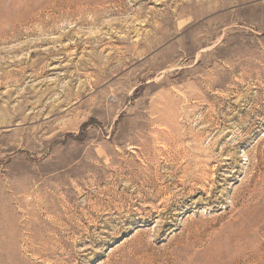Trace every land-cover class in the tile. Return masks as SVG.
<instances>
[{
    "label": "rangeland",
    "instance_id": "rangeland-1",
    "mask_svg": "<svg viewBox=\"0 0 264 264\" xmlns=\"http://www.w3.org/2000/svg\"><path fill=\"white\" fill-rule=\"evenodd\" d=\"M0 264H264V0H0Z\"/></svg>",
    "mask_w": 264,
    "mask_h": 264
},
{
    "label": "bare ground",
    "instance_id": "bare-ground-1",
    "mask_svg": "<svg viewBox=\"0 0 264 264\" xmlns=\"http://www.w3.org/2000/svg\"><path fill=\"white\" fill-rule=\"evenodd\" d=\"M21 1H22V0H20V2H21ZM57 1H59V0H57ZM63 2H64V0H63ZM18 3H19V1H18ZM18 3H17V4H18ZM67 4H68V3H67ZM71 4H72V3H71ZM76 5H77V4H76ZM56 6H57V5H56ZM83 8H84V7H83ZM39 12H40V11H39Z\"/></svg>",
    "mask_w": 264,
    "mask_h": 264
}]
</instances>
